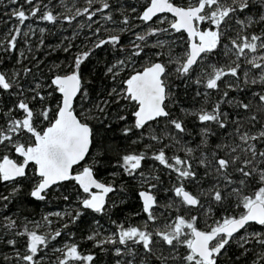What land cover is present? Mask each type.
<instances>
[{"label": "trees", "instance_id": "16d2710c", "mask_svg": "<svg viewBox=\"0 0 264 264\" xmlns=\"http://www.w3.org/2000/svg\"><path fill=\"white\" fill-rule=\"evenodd\" d=\"M148 1L0 0V160L28 127L39 130L53 118V80L73 71L80 89L72 107L92 131L86 160L111 186L104 205L90 208L72 179L34 197L32 168L13 180L0 173V264H194L180 238L187 229L171 241L151 229L138 189H150L167 217L182 213L185 225L204 228L264 195V0H171L203 3L198 27L211 32V44L189 67L182 64L183 33L142 17ZM155 61L164 68L167 112L137 124L120 86ZM181 189L195 205L183 201ZM55 210L61 216L45 218L53 228L32 249L39 231L33 223ZM147 218L145 235L134 240L96 243L99 235L92 236L96 227L116 231L117 223ZM263 258L264 222L227 237L211 264H264Z\"/></svg>", "mask_w": 264, "mask_h": 264}, {"label": "water", "instance_id": "95a60500", "mask_svg": "<svg viewBox=\"0 0 264 264\" xmlns=\"http://www.w3.org/2000/svg\"><path fill=\"white\" fill-rule=\"evenodd\" d=\"M202 5L180 6L171 0H149L142 10V17L151 19L159 15H167L171 22L169 28L182 32L186 39V56L184 64L191 66L211 44L212 38L195 24ZM163 66L155 61L131 72L123 82L124 92L136 103L134 119L144 123L159 116L166 115L163 105L165 88L162 81ZM0 82L2 78L0 77ZM57 86L59 103L53 118L39 131L29 129L34 143L23 146L14 145L15 153L22 157L18 165L7 159L1 163L2 169L11 175L22 172L24 164L30 161L39 176L31 193L37 195L51 184L72 178L73 181L88 193V204L95 207L101 201L107 184L94 177L87 167L75 170V166L84 158L89 144L91 129L87 122L80 120L72 109V103L79 90V83L73 71L59 74L54 78ZM213 80L208 82V87ZM142 208L148 211L155 203L154 194L148 189L137 191ZM180 195L188 205H195L196 199L188 191L181 189ZM264 219V203L251 201L243 214L233 217L213 230L192 229L190 250L209 260L211 249L209 244L218 234H231L249 221L261 222ZM40 239L38 236L35 240Z\"/></svg>", "mask_w": 264, "mask_h": 264}, {"label": "flooded vegetation", "instance_id": "af4514ba", "mask_svg": "<svg viewBox=\"0 0 264 264\" xmlns=\"http://www.w3.org/2000/svg\"><path fill=\"white\" fill-rule=\"evenodd\" d=\"M145 19V18H144ZM199 19V18H198ZM196 22H197V20H196ZM195 22V24L198 26V23H196ZM77 76V75H76ZM78 78V77H77ZM127 78V76L123 79V81H122V83H121V86H120V90L122 91V93L128 98V99H130L129 98V96L128 95H126L125 94V92H124V86H123V82H124V80ZM54 81V80H53ZM78 83H79V80H78ZM79 89H80V85H79ZM78 92H79V90H78ZM78 94V93H77ZM77 96V95H76ZM75 99V98H74ZM130 100H132L133 101V103H134V107H133V110H132V112H134V109H135V107H136V103H135V101L133 100V99H130ZM73 102H74V100H73ZM72 105H73V103H72ZM72 109H73V107H72ZM74 111V110H73ZM167 112V111H166ZM55 113V112H54ZM75 113V112H74ZM133 117H134V114H133ZM135 120V119H134ZM152 120V119H151ZM83 121V120H82ZM150 121V120H149ZM146 122H148V121H146ZM135 123H137L136 121H135ZM145 123V122H144ZM137 124H143V123H137ZM46 125V124H45ZM89 125V124H88ZM43 128V126L39 129V130H41ZM29 127L27 128V135H26V138L24 139V141H22V142H20V144H22L23 146H25V145H28V144H32V143H34V139H33V137H32V134L29 132ZM31 129H34V128H31ZM90 129H91V127H90ZM34 130H36V131H39V130H37V129H34ZM92 131H91V135H90V144H89V147H88V150H87V152H86V154H85V156H84V158L80 161V163L78 164V165H76L75 166V170H78V169H81V168H83V167H87L88 169H89V171H90V173L94 176V177H96L97 179H99V180H101L102 182H106V184H107V188H106V191L103 193V195H102V198H101V201L97 204V206H95V207H90L89 206V204H88V197H89V195H88V193L87 192H85L84 190H82V195H80V199H81V201H82V203H83V200H84V198H85V196L87 195V202H85V203H83V204H85V205H87L88 207H90V208H100V207H102L103 205H104V203L106 202V199H107V197H108V195H109V193H110V189H111V186H110V184H109V181L108 180H104L103 178H101V177H98V176H96V175H94L93 173H92V171H91V169H90V165H89V163H88V161L86 160V157H88V154H89V152L91 151V144H92ZM17 144V143H16ZM13 147H14V145L12 146V150H11V153H10V155H8V156H5V157H3L1 160H0V173H1V178H5V179H7V180H13L14 178H18V177H21V176H23L25 173H27L28 172V169H30L31 170V168H32V170H33V172H34V175L36 176V181H35V184H36V182L38 181V178H39V176H37L36 175V173H35V171H34V166H33V164L30 162V161H27L25 164H24V167H23V169H22V172L21 173H18V174H15V175H11V174H8V173H6L3 169H2V167H1V163L3 162V161H5V160H7V159H10V160H12L14 163H15V165H18L19 164V162L22 160V157L20 156V155H18L17 153H15L14 152V150H13ZM92 154H93V152H92ZM68 179H72V178H67V179H63V180H60V181H57V182H55V183H53V184H51L50 186H53V185H55V184H57L58 182H61V181H65V180H68ZM73 180V179H72ZM74 182V181H73ZM75 183V182H74ZM76 184V183H75ZM77 185V184H76ZM50 186H48V187H50ZM78 186V185H77ZM33 187V186H32ZM32 187H31V189H32ZM47 187V188H48ZM46 188V189H47ZM81 188V187H80ZM31 189H30V192H31ZM145 189H147V188H145ZM151 193H152V191L150 190V189H148ZM44 191V190H43ZM43 191H41V192H39L37 195H33L32 193H31V195L32 196H34V197H36V196H38L40 193H42ZM138 191V190H137ZM179 193H180V190H179ZM153 194V193H152ZM137 196H138V193H137ZM154 196V195H153ZM154 198H155V196H154ZM138 200H139V196H138ZM260 201V200H259ZM140 202V201H139ZM251 202V201H250ZM250 202H248L247 204H246V206L243 208V211H242V213L241 214H243L244 213V211L246 210V208H247V206H248V204L250 203ZM186 203V202H185ZM263 203H264V200H263ZM140 208H141V210L145 213V214H150V212H151V210L153 209H155L156 208V198H155V203H154V205L153 206H150L149 207V209H148V211H145L143 208H142V205H141V203H140ZM55 211H58V210H55ZM59 213L60 212H62V211H58ZM58 213V214H59ZM61 214L62 213H60V215L59 216H61ZM241 214H239V215H241ZM239 215H237V216H239ZM234 217H236V216H234ZM167 218H169V217H167ZM233 217H231V218H227V219H225V220H223L222 222H220V223H218L217 225H215V226H210V227H207V228H204V227H199V226H193V225H185V224H182V228L183 229H187V231H186V234H184V235H182L180 238H183L184 240H185V246L187 247V249H188V251L189 252H187V254L185 255V257L188 259V261L190 260V262H192V263H194V264H211L212 263V261H213V259H214V256L218 253V251H219V249H220V247H219V249H218V251L217 252H213V250H212V245L217 241V239L219 238V237H222V236H226V237H229V236H232V235H235L236 233H238V232H240L245 226H248L249 224H253V223H256V224H260V223H263L264 222V219L261 221V222H256V221H249V222H247V223H245L242 227H240L238 230H236L235 232H233V233H231V234H218V235H216L212 240H211V242H210V244H209V247H210V249H211V254L209 255V260H205L204 258H202V257H200V256H198V255H196V254H194L191 250H190V247H189V242H190V240L192 239V229L195 227V228H198V229H201V230H213V229H215L216 227H218V226H220V225H222L224 222H226V221H228V220H230V219H232ZM146 220H148L149 221V219L147 218ZM153 220H151V222H152ZM187 222V221H186ZM38 235H35V233H34V235H33V237H32V240L34 241V242H37V243H42V241H43V237L42 236H38L40 239H38V240H35V237H37ZM168 239H169V241H171L172 240V234H170V235H168ZM168 244H169V242H168ZM223 244V243H222ZM221 244V245H222ZM169 246V249H170V251H172L173 250V244L171 245V244H169L168 245ZM184 257V258H185ZM148 264H150V263H152V264H154L153 262H147Z\"/></svg>", "mask_w": 264, "mask_h": 264}, {"label": "rangeland", "instance_id": "374dc122", "mask_svg": "<svg viewBox=\"0 0 264 264\" xmlns=\"http://www.w3.org/2000/svg\"><path fill=\"white\" fill-rule=\"evenodd\" d=\"M200 4H203V3H200ZM185 6H192L191 4H188V5H185ZM160 16V17H159ZM158 17H156L154 19V23H165L169 26V23L171 22V19L169 17H164V16H161L159 15ZM205 16L204 14H201V12L199 13V16H198V20L196 23H199L200 21H204L205 20ZM164 21V22H163ZM146 31H149V29H146ZM206 33H208L209 35H211V32H208L206 31V29L204 30ZM262 45H259V47H261ZM186 56V55H185ZM184 58L183 57V60H182V64H183V61H184ZM15 145V144H14ZM129 158H131L129 156ZM35 183L32 185L34 186ZM260 200L263 202L264 200V195H256L254 196V198L252 200ZM251 200V201H252ZM87 202V195L85 196L84 200H83V203ZM181 206V205H180ZM167 209L168 207H170V204H167L166 205ZM173 208H175V206H173ZM58 211H52L50 212L49 214H43L42 217H41V220H38L37 222H34L33 223V229H36V228H39V231H36V232H33L35 233V235H38V236H42L43 237V234L42 232L44 231H50L52 230L53 227H50L51 226V222L48 220V221H45V218L52 214V215H60V212ZM181 216L183 217V214L182 213H179L178 216L176 218L174 217H170V218H167L166 214L164 213V211L160 208H156V210H151L150 214H148V217L153 220V223H151V229H161L163 231H166V234L167 235H170V234H178V232L180 233L181 230H183L182 228V224H184V218L183 219L181 218ZM188 222V221H187ZM149 223L147 222V220H142V222H140L139 224H136V225H132V226H126V225H122L120 223H117L116 225V231H103L101 228L99 227H96L95 228V231L92 232V236L93 235H96L98 234L99 235V238L96 239V243H99L100 241H103V240H115L117 238L121 239V240H124L125 238H133V240L135 238H140L141 236L145 235L144 231L146 232V230H143L144 229V226ZM189 223H190V220H189ZM191 225V223L189 224ZM245 234V233H244ZM34 235V234H33ZM33 235L31 236V238L33 237ZM243 238L245 239L246 236L243 235ZM227 239L226 236H222V237H219L217 239V241L212 245V250L213 252H217L219 247L221 246V244ZM36 244L37 242H34L32 239H31V242L29 243V246L32 248V249H35L36 247ZM55 249H57L58 247L57 246H54ZM115 251H118L117 249H115ZM264 259V258H263ZM164 262V261H163ZM127 264H148L146 260H138L137 262H132L130 259L128 260ZM152 264V263H150Z\"/></svg>", "mask_w": 264, "mask_h": 264}, {"label": "bare ground", "instance_id": "6f19581e", "mask_svg": "<svg viewBox=\"0 0 264 264\" xmlns=\"http://www.w3.org/2000/svg\"><path fill=\"white\" fill-rule=\"evenodd\" d=\"M198 20V19H197ZM154 194V193H153Z\"/></svg>", "mask_w": 264, "mask_h": 264}]
</instances>
